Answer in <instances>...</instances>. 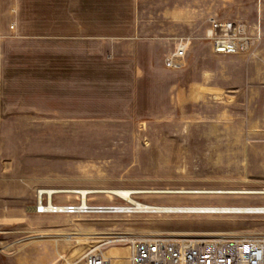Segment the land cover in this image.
<instances>
[{
	"label": "rangeland",
	"instance_id": "374dc122",
	"mask_svg": "<svg viewBox=\"0 0 264 264\" xmlns=\"http://www.w3.org/2000/svg\"><path fill=\"white\" fill-rule=\"evenodd\" d=\"M115 1L124 3L119 5L124 13L133 7L136 25L146 37L171 39L169 47L160 46L153 54L156 69L171 52L174 39L190 37L193 48L209 45V17L245 23L260 38L248 53L220 55L215 73L226 88L231 77L233 91L194 99L188 114L177 108L179 98H164L161 84L162 90L158 86L133 96L104 93L107 100H94L87 116H52L37 114V65L43 55L36 40L0 36V264H82L83 256L99 246L106 258L108 249H121V261L110 258L109 264H127L126 243L102 246L103 242L264 236V214L34 211L42 190L264 191V0H189L182 3L191 14L187 24L162 15L176 0ZM122 22L130 23L110 21ZM113 54L119 60L110 66L133 56L128 50L108 53ZM202 70L211 75L206 63ZM117 79L127 86L131 81L128 76ZM123 96L134 97L129 107L120 99ZM133 197L164 206L264 205V195ZM86 202L93 207L126 204L108 194H90ZM51 203L75 205L80 199L76 194H53Z\"/></svg>",
	"mask_w": 264,
	"mask_h": 264
},
{
	"label": "crops",
	"instance_id": "0c3cea01",
	"mask_svg": "<svg viewBox=\"0 0 264 264\" xmlns=\"http://www.w3.org/2000/svg\"><path fill=\"white\" fill-rule=\"evenodd\" d=\"M162 1L150 0L155 4ZM179 1L164 9L162 15L187 24L191 14L182 3L187 5L189 0ZM128 2L136 4L135 0ZM170 3L174 2L170 0ZM119 5L124 3L115 0H0V36L15 34L17 39H35L38 52L43 55L37 65V114L87 116L94 100H107L101 96L104 93L114 91L133 96L158 86L161 89V84H164L161 89L164 98H179L177 108L182 114H188L194 99L233 91L231 77L226 88L221 85L217 70L215 73V67L222 62L221 56L213 54L206 43L191 47L190 37H183L189 39L190 46L178 67L168 69L163 61L156 69L152 56L160 46L169 47L171 39L157 34L146 37L136 25L133 7L124 13ZM117 20L130 23H110ZM179 39L173 40L171 52ZM125 50L133 56L128 60L122 58L119 65L114 54L108 55ZM112 62L116 65L110 66ZM204 63L212 68L210 76L200 71ZM109 75L115 79L120 75L128 76L131 81L127 86L118 79L109 80ZM179 82L180 86L176 85ZM133 98L120 99L129 107ZM155 99L157 97L152 100Z\"/></svg>",
	"mask_w": 264,
	"mask_h": 264
},
{
	"label": "built area",
	"instance_id": "2783aa9c",
	"mask_svg": "<svg viewBox=\"0 0 264 264\" xmlns=\"http://www.w3.org/2000/svg\"><path fill=\"white\" fill-rule=\"evenodd\" d=\"M206 33L210 49L215 55H236L250 52L259 40V34L247 24L239 21H221L215 18L207 20ZM12 29L13 26H10ZM190 41L179 39L164 59V67L176 68L186 57ZM37 199L36 213L85 214L109 213L113 207L81 205L55 206L50 212L47 209V197L40 195ZM43 197L46 200L43 202ZM40 200V201H38ZM41 206V208H38ZM55 208H58L57 210ZM45 211H44V210ZM89 211V212H88ZM126 243L128 245L127 264H264V236H253L246 239L209 237V238H164L150 237L140 239H121L103 242ZM90 249L82 258V264H109L100 249Z\"/></svg>",
	"mask_w": 264,
	"mask_h": 264
},
{
	"label": "bare ground",
	"instance_id": "6f19581e",
	"mask_svg": "<svg viewBox=\"0 0 264 264\" xmlns=\"http://www.w3.org/2000/svg\"><path fill=\"white\" fill-rule=\"evenodd\" d=\"M209 90V89H208ZM42 194L47 197V209L53 212L54 205L51 203L53 194H76L79 196L81 209L87 208V196L90 194H108L115 196L125 205L113 206L111 213H151V214H264V205L261 206H164L139 202L133 197L136 194H178V195H216V196H236V195H264V191H244V190H167V191H134V190H42L37 192V199L41 200ZM38 200V201H40ZM38 208H41L38 204ZM56 210L58 208H55ZM36 210V208H35ZM34 210V211H35ZM44 210V209H43ZM45 211V210H44ZM89 212V211H88ZM60 213H63L60 210ZM112 245V244H111ZM119 248H110L107 253L111 259L121 261ZM124 251V250H123ZM107 257V259L111 260Z\"/></svg>",
	"mask_w": 264,
	"mask_h": 264
}]
</instances>
